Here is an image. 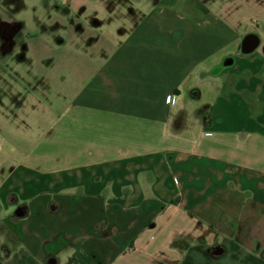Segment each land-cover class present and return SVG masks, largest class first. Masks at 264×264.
Masks as SVG:
<instances>
[{"label": "crops", "instance_id": "crops-1", "mask_svg": "<svg viewBox=\"0 0 264 264\" xmlns=\"http://www.w3.org/2000/svg\"><path fill=\"white\" fill-rule=\"evenodd\" d=\"M131 1L63 39L75 80L0 96V264H264V74L225 91L257 51L205 3ZM22 40L0 18V85Z\"/></svg>", "mask_w": 264, "mask_h": 264}, {"label": "rangeland", "instance_id": "rangeland-1", "mask_svg": "<svg viewBox=\"0 0 264 264\" xmlns=\"http://www.w3.org/2000/svg\"><path fill=\"white\" fill-rule=\"evenodd\" d=\"M115 1L118 2L117 14L114 11H109V8L113 6L105 0L104 2L101 0H0V18L14 23L17 32L23 39L22 42H19L21 46L17 44L16 48V51L21 52L20 56L23 59L13 56L6 60L10 68L15 67L20 71L21 77L15 72L13 73L12 70L10 74L7 73L4 76L5 82H1L3 85H0V96L9 93L13 95L15 89L21 90L20 87L26 91L28 85H62L65 76H70L75 80L74 66L68 64L67 57L61 55L63 39L67 43L72 34L81 33V31L91 32L88 30L92 29L87 24L88 20H104L106 28L107 24L112 23L114 19H123L126 16V0H114L113 2ZM130 1L128 0V7ZM139 1L147 4L151 0ZM195 1L209 5L215 15L235 26L242 36L251 31L260 33L262 43L256 49L257 52L253 56H249L251 60L247 67L242 70L240 63L237 66H232L226 70L227 76L225 77V91L230 92L235 87H240L239 89L245 91V96L248 99L252 98L254 92L250 89L254 85L260 84L264 74V65H253L254 56L259 57L260 53L264 52V0ZM47 5L52 8L46 10L45 6ZM135 8V12L138 13L140 10L136 6ZM13 29V26L7 27L8 33L13 32ZM102 32L101 30L95 34ZM87 51L92 52L93 49L90 48ZM75 54L78 59L84 55V53L78 55V51H75ZM236 57L238 60L243 59L240 50ZM88 67L91 68V66ZM217 68L221 71L224 70L222 65ZM237 70L238 72H236ZM3 73L0 74V77ZM11 99L14 100L15 97ZM1 224H4L2 217Z\"/></svg>", "mask_w": 264, "mask_h": 264}, {"label": "water", "instance_id": "water-1", "mask_svg": "<svg viewBox=\"0 0 264 264\" xmlns=\"http://www.w3.org/2000/svg\"><path fill=\"white\" fill-rule=\"evenodd\" d=\"M252 37H254L252 39ZM261 38L255 34H247L242 40L241 43V52L245 54H250L254 52L260 45ZM235 59L232 56L227 57L224 60V66H230L234 63ZM17 215H21V212H17ZM224 250L221 247L215 248V253L221 254Z\"/></svg>", "mask_w": 264, "mask_h": 264}, {"label": "flooded vegetation", "instance_id": "flooded-vegetation-1", "mask_svg": "<svg viewBox=\"0 0 264 264\" xmlns=\"http://www.w3.org/2000/svg\"><path fill=\"white\" fill-rule=\"evenodd\" d=\"M260 26H262L261 24H259ZM260 26H258V27H260ZM247 34H255L256 36H259L260 38H261V35H260V33L259 32H257V31H251V32H248V33H246V34H244L243 35V37H242V40H243V38L245 37V35H247ZM254 37H252V39H253ZM241 43H242V41H241ZM261 43H262V38H261ZM261 43H260V45H261ZM259 45V46H260Z\"/></svg>", "mask_w": 264, "mask_h": 264}, {"label": "built area", "instance_id": "built-area-1", "mask_svg": "<svg viewBox=\"0 0 264 264\" xmlns=\"http://www.w3.org/2000/svg\"><path fill=\"white\" fill-rule=\"evenodd\" d=\"M167 101H168L169 103H173V102H175V96H174V95H169V96L167 97Z\"/></svg>", "mask_w": 264, "mask_h": 264}, {"label": "clouds", "instance_id": "clouds-1", "mask_svg": "<svg viewBox=\"0 0 264 264\" xmlns=\"http://www.w3.org/2000/svg\"><path fill=\"white\" fill-rule=\"evenodd\" d=\"M63 253H61V264H63Z\"/></svg>", "mask_w": 264, "mask_h": 264}, {"label": "trees", "instance_id": "trees-1", "mask_svg": "<svg viewBox=\"0 0 264 264\" xmlns=\"http://www.w3.org/2000/svg\"><path fill=\"white\" fill-rule=\"evenodd\" d=\"M22 208V207H21Z\"/></svg>", "mask_w": 264, "mask_h": 264}]
</instances>
